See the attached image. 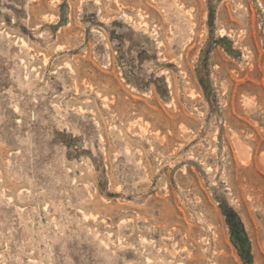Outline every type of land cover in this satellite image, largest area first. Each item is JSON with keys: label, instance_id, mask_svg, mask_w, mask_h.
Returning <instances> with one entry per match:
<instances>
[{"label": "rangeland", "instance_id": "rangeland-1", "mask_svg": "<svg viewBox=\"0 0 264 264\" xmlns=\"http://www.w3.org/2000/svg\"><path fill=\"white\" fill-rule=\"evenodd\" d=\"M0 264H264V0H0Z\"/></svg>", "mask_w": 264, "mask_h": 264}, {"label": "bare ground", "instance_id": "bare-ground-1", "mask_svg": "<svg viewBox=\"0 0 264 264\" xmlns=\"http://www.w3.org/2000/svg\"><path fill=\"white\" fill-rule=\"evenodd\" d=\"M23 41V40H22ZM22 46H25V47H28L27 46V43H25V41L24 42H22ZM21 61H23V60H21ZM144 136V135H143ZM118 189V188H117Z\"/></svg>", "mask_w": 264, "mask_h": 264}]
</instances>
